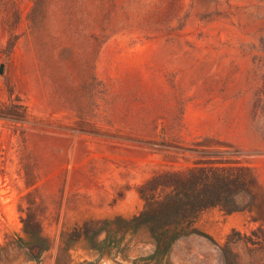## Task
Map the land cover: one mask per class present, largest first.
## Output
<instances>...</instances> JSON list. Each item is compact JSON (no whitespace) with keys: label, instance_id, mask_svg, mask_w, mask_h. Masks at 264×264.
<instances>
[{"label":"rangeland","instance_id":"374dc122","mask_svg":"<svg viewBox=\"0 0 264 264\" xmlns=\"http://www.w3.org/2000/svg\"><path fill=\"white\" fill-rule=\"evenodd\" d=\"M0 264H264V0H0ZM247 167L252 200L203 210L161 261L146 228L113 257L79 238L130 218L156 173ZM38 220L50 247L14 240ZM258 238L259 244H252Z\"/></svg>","mask_w":264,"mask_h":264},{"label":"trees","instance_id":"16d2710c","mask_svg":"<svg viewBox=\"0 0 264 264\" xmlns=\"http://www.w3.org/2000/svg\"><path fill=\"white\" fill-rule=\"evenodd\" d=\"M252 185L255 182L251 170L242 166L203 162L183 171L156 173L138 188L143 206L137 214L130 218L115 216L84 221L77 236L97 250L100 258H112L126 233L144 227L154 245L146 259L158 262L167 256L180 237L196 233L213 241L194 226L199 214L211 207L225 212L243 209L240 198L252 200ZM21 222L22 235L16 237L14 245L23 249L27 260L39 261L42 253L49 249L50 241L31 214L22 217ZM239 235L233 230L218 246L223 264H237L232 244ZM259 241L252 239V244H259Z\"/></svg>","mask_w":264,"mask_h":264},{"label":"water","instance_id":"95a60500","mask_svg":"<svg viewBox=\"0 0 264 264\" xmlns=\"http://www.w3.org/2000/svg\"><path fill=\"white\" fill-rule=\"evenodd\" d=\"M3 68H4V64H3V63H1V64H0V73H2V71H3Z\"/></svg>","mask_w":264,"mask_h":264}]
</instances>
